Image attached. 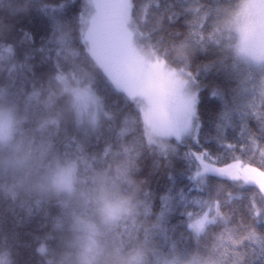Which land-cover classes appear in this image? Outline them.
Returning <instances> with one entry per match:
<instances>
[{"label":"clouds","instance_id":"1","mask_svg":"<svg viewBox=\"0 0 264 264\" xmlns=\"http://www.w3.org/2000/svg\"><path fill=\"white\" fill-rule=\"evenodd\" d=\"M217 2L213 38H182L167 58L193 71L212 64L223 123L225 114L238 119L248 90L264 81V34L245 40L232 23L240 0ZM51 3L0 0V264H211L213 247L201 246L208 230L193 233L197 247L187 249L169 216L146 202L144 162L155 175L180 145L149 141L131 102L101 86L108 74L83 40L81 13L57 18ZM81 7L93 11L89 0ZM32 12L54 20L42 44L21 34ZM197 96L193 125L202 119Z\"/></svg>","mask_w":264,"mask_h":264},{"label":"snow or ice","instance_id":"2","mask_svg":"<svg viewBox=\"0 0 264 264\" xmlns=\"http://www.w3.org/2000/svg\"><path fill=\"white\" fill-rule=\"evenodd\" d=\"M89 4L91 13L82 9L80 0H52L49 8L55 17L70 5L77 7L87 25L83 40L108 74L101 86L110 96L115 93L116 99L131 102L133 110L142 116L149 141L154 136L173 137L189 149L183 158L195 167V173L189 175V167L168 176L170 186L162 197L161 217L173 212L187 217L180 223L186 225L185 231L180 225L171 229L181 240L185 235L221 226L211 264H264V196L259 205L255 197L247 204L255 226L230 227L239 211L237 203L248 200L246 194L233 196V192L253 183L264 192V171L251 166L257 153L264 165V81L248 90L249 99L238 119L232 121L225 114V122L214 121L215 135H202L200 122L193 125V116L197 93L200 103L203 89L217 95L208 83L212 64L199 65L193 71L189 65L167 58L168 46L182 38L197 42L213 38L219 30L217 0H89ZM234 7L238 11L232 23L245 40L257 32L264 34V0H240ZM21 34L25 41L33 40L31 30H21ZM42 43L40 39L37 44ZM251 119L257 122L256 131L248 126ZM228 127L238 129L239 134L229 138L225 134ZM193 146L198 150L192 151ZM160 150L167 154L168 145L161 144ZM183 177L194 182L197 199H190L177 187ZM152 199L153 195L146 193L147 205ZM193 206L199 211L189 212ZM224 207L228 212L222 210Z\"/></svg>","mask_w":264,"mask_h":264},{"label":"trees","instance_id":"3","mask_svg":"<svg viewBox=\"0 0 264 264\" xmlns=\"http://www.w3.org/2000/svg\"><path fill=\"white\" fill-rule=\"evenodd\" d=\"M82 2V0H80ZM78 13V9L75 5H70L66 8L62 13H59L57 18H71L75 14ZM54 20L52 17L44 15L39 12H32L29 16L25 17L20 27L24 28L26 31L31 30V34L35 41L38 43L41 37H46L53 24ZM181 31L184 29L181 27ZM44 68L38 69V71H44ZM113 99H116L113 97ZM201 119V133H211L215 135V123L217 120V115L220 111L219 102L213 98L211 91L209 89H203L201 91V103L199 105ZM248 126L253 131L257 130V122L255 119H251L248 121ZM226 135L231 138L233 135H238L239 130L233 129L232 127H228L226 129ZM203 142V141H202ZM188 147L185 145H180L177 154L171 160V163L168 164L163 171L156 173L155 175H150L151 172V160H146L143 166V175L147 178L149 182L148 193L153 195L152 205L154 210L161 212L164 208V202L162 197L166 196L167 189L169 188V180L168 176H175L177 172L184 170L185 168L190 167L189 175H194L195 167L190 166L188 162L183 158L184 152L188 151ZM192 151H197V147L193 146ZM252 167L258 168L260 171H264V165H261L259 153L254 158L252 162ZM177 187L181 190H185L186 194L189 195L190 199L198 198V191L194 186V182L190 181L187 177H183L178 180ZM248 196V200L243 203H237V208L239 211L235 216V223L230 225V227H237L241 224L243 225H253L252 215L249 213L247 209V204L249 201H252V198L255 197V203L259 205L261 202V197L264 196L263 192L260 191L258 184H245L243 188L233 192V196ZM189 212L199 211V208L196 206L190 207ZM225 212H228V207H224L222 209ZM187 220V217H184L179 214V212H173L169 215V221L172 226L180 225L182 231L186 227V225L180 224L181 221ZM255 226V225H253ZM223 231L221 226H213L208 229V236L201 241V246L207 245L208 247H213L217 236ZM175 239L178 243L184 246L187 249H194L197 247L196 241L192 238V235H185L181 240L179 234L175 236Z\"/></svg>","mask_w":264,"mask_h":264},{"label":"rangeland","instance_id":"4","mask_svg":"<svg viewBox=\"0 0 264 264\" xmlns=\"http://www.w3.org/2000/svg\"><path fill=\"white\" fill-rule=\"evenodd\" d=\"M263 194H264V192H263Z\"/></svg>","mask_w":264,"mask_h":264}]
</instances>
